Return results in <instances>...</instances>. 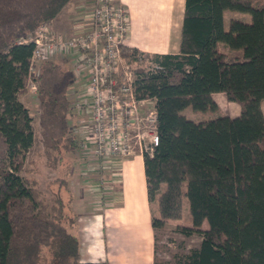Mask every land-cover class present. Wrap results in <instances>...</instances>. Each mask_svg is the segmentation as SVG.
Returning <instances> with one entry per match:
<instances>
[{
	"label": "trees",
	"instance_id": "1",
	"mask_svg": "<svg viewBox=\"0 0 264 264\" xmlns=\"http://www.w3.org/2000/svg\"><path fill=\"white\" fill-rule=\"evenodd\" d=\"M70 1L0 0V264H108L83 262L70 229L71 165L60 164L79 137L72 131V78L53 59L41 61L35 94L45 156L61 169L50 206L37 180L22 175L34 141L32 117L19 100L28 92V39ZM228 10L248 13L250 21L231 19L225 28ZM121 52L127 62L149 57L147 69H135V92L154 100L157 115L158 145L143 156L153 230L180 219L186 199L191 225L181 230L201 241L175 254L178 264H264V0H184L177 53L126 45ZM217 92L239 105L237 116L195 122L182 113L217 111Z\"/></svg>",
	"mask_w": 264,
	"mask_h": 264
},
{
	"label": "crops",
	"instance_id": "2",
	"mask_svg": "<svg viewBox=\"0 0 264 264\" xmlns=\"http://www.w3.org/2000/svg\"><path fill=\"white\" fill-rule=\"evenodd\" d=\"M114 3L123 5L128 12L124 41L127 47L148 54L179 51L184 0H114ZM92 5L93 0H71L47 24L51 35L64 39L87 31ZM84 7L87 15L82 24L76 26L80 28L73 30L72 17L69 20L67 15L83 14ZM51 59L62 64L70 73V96L75 99L82 96V86L86 85L87 77L85 73L77 75L74 72L75 55H56ZM212 97L220 112H223V106L235 103L227 101L220 92L213 93ZM239 112L240 107L233 116L230 112L222 115L234 117ZM83 134L87 136L86 131ZM81 151L84 152L82 157L90 156L87 148ZM95 159L101 166L98 177L88 175L86 170L72 168L68 182L72 194L70 211L76 217L70 229L80 241L81 260L106 261L108 264H153L155 230L151 226V205L147 197L143 158ZM86 185L92 186V190L88 191ZM83 191L84 199L81 202L78 196Z\"/></svg>",
	"mask_w": 264,
	"mask_h": 264
},
{
	"label": "built area",
	"instance_id": "3",
	"mask_svg": "<svg viewBox=\"0 0 264 264\" xmlns=\"http://www.w3.org/2000/svg\"><path fill=\"white\" fill-rule=\"evenodd\" d=\"M127 14L114 0H93L87 31L55 38L46 23L28 39L34 43L28 74L33 92L42 60L75 55L74 72L85 73L87 83L86 93L72 103L74 131L79 137L78 149L87 148L98 159L143 158L159 142L154 100L137 98V73L122 57Z\"/></svg>",
	"mask_w": 264,
	"mask_h": 264
},
{
	"label": "rangeland",
	"instance_id": "4",
	"mask_svg": "<svg viewBox=\"0 0 264 264\" xmlns=\"http://www.w3.org/2000/svg\"><path fill=\"white\" fill-rule=\"evenodd\" d=\"M83 11L85 13H76V14H68V19L70 20L72 17V26L71 28L74 30L76 26L82 24V20L87 15L86 7H84ZM231 19H238L244 22L250 21V15L248 13L238 12V11H226L225 12V28H228V23ZM79 24V25H78ZM80 28V27H76ZM81 30V29H77ZM221 50L227 55L231 56L234 54L233 51L229 50L226 46L220 45ZM148 54V53H147ZM124 58V57H123ZM125 59V58H124ZM126 60V59H125ZM127 61V60H126ZM131 69L143 68L147 69L149 64V57H142L139 61L127 62ZM40 65V64H39ZM39 68V66H38ZM26 89L27 94L19 96V100L28 108V111L32 117V126L34 132V141L31 148L25 154L24 158V169L25 172H22V175H27L35 178L37 180V187L41 192V199L43 203L47 206L52 204L53 194L57 189L56 179L61 173V169L57 170L52 166L50 160L47 159L44 153V149L41 143L40 138V129L38 125V107H37V98L35 97L36 92L31 91L30 89V79L27 78L26 81ZM82 94L86 93L85 86H82ZM71 102L73 103L76 99L73 96H70ZM228 101V100H227ZM228 103V102H227ZM234 103V102H233ZM238 104L229 103L227 106H223V112L220 111H194L191 107H186L182 113L189 119L194 120L195 122L200 120H208L210 118H215L219 115L226 114L224 112H230V114H235L238 109ZM72 128L74 126L72 124ZM72 129L73 133L74 130ZM79 139V138H78ZM84 152L80 151L78 148L73 151H69L68 153L63 154V161L60 164L61 168L64 169L67 167V164L71 165V169L74 170H86L88 175H93L94 177H98L100 175L101 166L99 162L96 161L95 157L90 153V156L82 157ZM86 165V167H85ZM84 166V167H83ZM105 170L103 166V171ZM99 186V185H98ZM88 187V191L92 190V186ZM91 189V190H90ZM86 191V189L84 190ZM84 191L82 194H79V200L84 199ZM81 198V199H80ZM83 198V199H82ZM92 198V197H91ZM93 199L91 200V206H93ZM155 205V204H154ZM155 207V206H154ZM71 215L72 212L70 208L68 209ZM190 223V215L188 211V203L187 200H184L183 203V213L182 217L178 220H167L164 227L155 231V247H154V259L158 262H168L170 264H178L174 257L175 254H182L188 252L191 248L197 247L201 241V235L198 233H192L191 235H185L182 232L181 228L189 227ZM207 224L203 223L202 228H206Z\"/></svg>",
	"mask_w": 264,
	"mask_h": 264
}]
</instances>
